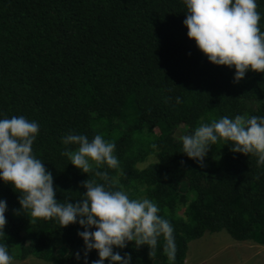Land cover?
I'll return each mask as SVG.
<instances>
[{"label": "trees", "instance_id": "obj_1", "mask_svg": "<svg viewBox=\"0 0 264 264\" xmlns=\"http://www.w3.org/2000/svg\"><path fill=\"white\" fill-rule=\"evenodd\" d=\"M257 10L264 31V0ZM185 12L183 0H0V118L38 122L33 154L52 173L56 199H81L88 178L104 183L61 155L77 147L64 136L100 134L116 145L119 168L99 169L113 190L156 202L174 227V260L161 237L151 254L134 242L114 249L130 253L131 264H184L189 242L206 232L264 246V165L218 140L201 167L179 139L223 116H264V73L236 82L234 67L209 62L187 36ZM18 196L0 181L8 206L0 243L13 260L83 264L74 255L83 257V228L32 217ZM95 259L92 250L89 264Z\"/></svg>", "mask_w": 264, "mask_h": 264}, {"label": "clouds", "instance_id": "obj_2", "mask_svg": "<svg viewBox=\"0 0 264 264\" xmlns=\"http://www.w3.org/2000/svg\"><path fill=\"white\" fill-rule=\"evenodd\" d=\"M183 4L187 36L194 39L209 62L234 67L236 82L250 70L264 73V31L259 27L258 0H183ZM39 130L38 122L24 116L0 118V181L9 183L19 193L23 212L45 220L55 219L60 227L75 223L83 228L77 232L83 240V257L80 251L74 254L77 261L83 259V264H89L88 254L92 250H96L98 259L91 264H131L130 253L121 255L114 249H125L134 242L136 247L147 245L151 254L161 237L163 250L170 260L175 259L174 227L159 214L157 203L146 197L130 198L119 188L113 190L116 181H109L108 172L99 170L104 166L119 168L113 142L100 134L89 139L84 134L70 133L62 138L65 146L77 147H66L61 155L83 173L91 172L104 183L88 178L82 182L86 191L81 199L61 202L56 199L52 173L33 154L32 145ZM179 139L181 152L201 167L218 140L230 141L227 145L232 152L255 155L257 166L264 165V116H223L211 123H201ZM7 210L6 200L0 199V240L7 238ZM0 264H13L6 243H0Z\"/></svg>", "mask_w": 264, "mask_h": 264}, {"label": "rangeland", "instance_id": "obj_3", "mask_svg": "<svg viewBox=\"0 0 264 264\" xmlns=\"http://www.w3.org/2000/svg\"><path fill=\"white\" fill-rule=\"evenodd\" d=\"M153 156L144 163L138 164L143 168L154 162ZM186 183L181 184L185 192ZM182 208L179 213H183ZM13 264H50L48 262L28 257L25 260H13ZM184 264H264V246L253 241H236L224 230L217 233L206 232L201 238L189 242Z\"/></svg>", "mask_w": 264, "mask_h": 264}]
</instances>
